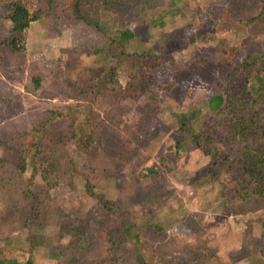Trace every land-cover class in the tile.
Wrapping results in <instances>:
<instances>
[{"label": "rangeland", "instance_id": "rangeland-1", "mask_svg": "<svg viewBox=\"0 0 264 264\" xmlns=\"http://www.w3.org/2000/svg\"><path fill=\"white\" fill-rule=\"evenodd\" d=\"M53 1L16 51L0 13V264H229L227 220L252 227L228 262L252 250L256 263L264 206L236 160L210 178L179 126L206 127L245 52L264 54L262 0H81L96 27ZM251 95L264 114V91ZM249 144L226 147L243 171L264 139Z\"/></svg>", "mask_w": 264, "mask_h": 264}, {"label": "trees", "instance_id": "trees-1", "mask_svg": "<svg viewBox=\"0 0 264 264\" xmlns=\"http://www.w3.org/2000/svg\"><path fill=\"white\" fill-rule=\"evenodd\" d=\"M262 2L260 10L264 11V0ZM53 4V0H46L43 10H37L33 14H28L26 8L18 1L12 0L2 3L0 5V13L10 23L6 45L12 51L18 50L17 33L24 31L30 22L40 18L45 11L53 10ZM81 7H83L81 0H75L71 9L73 19L95 26L90 20L86 19V15L81 10ZM258 18L255 17L254 19L258 20ZM119 35L121 39L118 42L120 40L127 41L132 37L130 32ZM114 43H116L115 40ZM252 75H254V78L258 82L253 93L247 89V79ZM263 91L264 54L252 55L245 52L234 72L227 77L222 94H216L209 99V107L214 114L210 117L206 127L195 133L187 122L180 121L179 129L183 132L185 139L194 145V149L201 152L208 159L206 170L210 178L214 179L222 170L229 173L231 165L236 160L239 164L235 168L236 175L242 173L240 176L236 177L235 175L233 177L241 188L242 194L246 197L252 196L264 206V146L258 148L259 152L254 157L255 160H250L244 171L242 169L244 158L242 157L241 160L234 158L232 154H229V148H227L228 150L226 149L229 145L236 144L238 152L249 153V141L251 139H264V114L261 113L260 108H256L257 100L251 95H260ZM252 184L255 185V188L248 191L247 188ZM261 228L262 236L264 237V223L261 224ZM247 229L246 227L243 233L245 239L249 237ZM246 231L247 235H245ZM80 238L78 237V240L73 244L75 250L82 246L83 242H80ZM28 250L31 253L32 250L29 248ZM63 250L49 252L50 258H58ZM51 254H54V256ZM27 264H31L29 259L27 260Z\"/></svg>", "mask_w": 264, "mask_h": 264}, {"label": "crops", "instance_id": "crops-1", "mask_svg": "<svg viewBox=\"0 0 264 264\" xmlns=\"http://www.w3.org/2000/svg\"><path fill=\"white\" fill-rule=\"evenodd\" d=\"M226 223L227 224L225 226L231 230V233L229 235L227 234L226 238H224V241L228 242L227 243L228 245L227 244L226 245L225 244L222 245V247H223L222 250H223V253H225V256H226V259H227L226 260L227 263L230 264V262H228V259L230 258L229 254H228L229 250L230 249H234V251L236 252V254L238 256V253H240L241 249H243V244L245 242V240H244L245 237L243 236V233H244V231L246 229V226L249 227V229H250V230L248 229L249 232L251 231L252 227H251L250 223H248L247 225H243L242 223H240V221L235 223L232 220H227ZM261 234H262V231H261ZM234 236H235V240L232 241V238ZM236 237H238L237 240H236ZM252 237L254 238V236H252V234H251L250 238H252ZM257 239H258V242L260 244V248L256 249V253L258 254V256H257L258 260L256 261V263H252V261H254L253 260V258H254L253 255L255 253L251 250L250 251L251 253L245 254V255L241 256L240 258L237 257L235 259L237 264H264V237H257ZM251 240L248 239V245L252 244ZM217 242L221 243L220 240H218ZM231 242H233V244H230ZM229 247H230V249H229ZM252 249L255 250V248H252ZM252 253H253V255H252Z\"/></svg>", "mask_w": 264, "mask_h": 264}]
</instances>
